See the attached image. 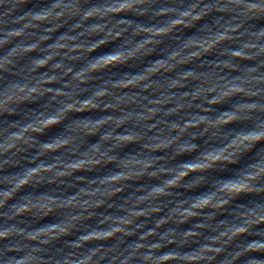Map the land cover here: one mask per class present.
<instances>
[{
  "label": "clouds",
  "instance_id": "obj_1",
  "mask_svg": "<svg viewBox=\"0 0 264 264\" xmlns=\"http://www.w3.org/2000/svg\"><path fill=\"white\" fill-rule=\"evenodd\" d=\"M0 264H264V0H0Z\"/></svg>",
  "mask_w": 264,
  "mask_h": 264
}]
</instances>
